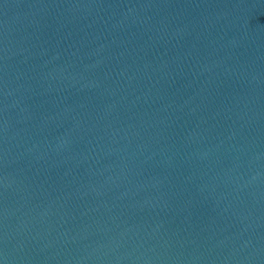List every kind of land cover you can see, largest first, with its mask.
Here are the masks:
<instances>
[{
	"label": "water",
	"instance_id": "95a60500",
	"mask_svg": "<svg viewBox=\"0 0 264 264\" xmlns=\"http://www.w3.org/2000/svg\"><path fill=\"white\" fill-rule=\"evenodd\" d=\"M0 264H264V0H0Z\"/></svg>",
	"mask_w": 264,
	"mask_h": 264
}]
</instances>
